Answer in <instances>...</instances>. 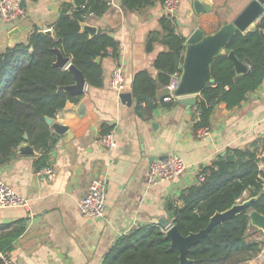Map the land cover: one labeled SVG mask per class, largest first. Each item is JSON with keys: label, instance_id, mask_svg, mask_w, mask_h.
<instances>
[{"label": "crops", "instance_id": "0c3cea01", "mask_svg": "<svg viewBox=\"0 0 264 264\" xmlns=\"http://www.w3.org/2000/svg\"><path fill=\"white\" fill-rule=\"evenodd\" d=\"M70 1L26 0L21 6L24 19L16 24L0 19V53L26 43L35 29L53 32L63 5ZM194 1L179 0L174 17L176 31L186 42L197 29L209 35L233 22L252 0H202L212 10L200 15L194 9ZM164 15L162 1L129 12L122 8L121 0H110V8L102 17L90 15L82 23L83 32L89 27L96 34L108 33L118 40L120 55L116 59L111 56L101 59L102 87L86 84L80 103H69L57 113L55 122L68 131L59 135L51 153L52 180L44 175L46 168L35 169L38 151L24 154L21 150L27 143L17 149L10 162L0 165L2 180L28 201L27 207L0 208V234L4 230L2 226L10 225L13 229L19 222L25 225L23 235L10 251L16 264H102L122 236L142 227H162L160 220L170 213L167 202L200 183L202 171L223 157L224 152L251 150L256 143L264 141V82L237 108L217 105L210 122V135L203 138L193 129L194 107L190 111L180 99L161 104L165 87L159 88L160 107L148 120L137 115L134 97L132 106L121 100L111 86L113 73L119 66L129 93L137 73L148 71L157 78L155 60L168 47L157 42L148 52L146 46L149 36L161 31ZM81 105L85 106L83 111ZM105 127L115 131L116 150H106L99 144ZM172 155L183 159L187 166L185 173L174 180L147 186L146 171L154 158ZM95 179L106 184L105 216L85 218L79 212V202ZM249 199L246 192L237 204ZM172 221L173 218L168 224L172 225ZM252 227L248 239L263 244L264 232ZM244 264H264V246L259 255Z\"/></svg>", "mask_w": 264, "mask_h": 264}, {"label": "trees", "instance_id": "16d2710c", "mask_svg": "<svg viewBox=\"0 0 264 264\" xmlns=\"http://www.w3.org/2000/svg\"><path fill=\"white\" fill-rule=\"evenodd\" d=\"M157 0H121L125 11L134 12L155 5ZM110 8V0H71L63 5L60 17L53 25V35L35 29L26 43L7 48L0 53V165L10 162L17 149L28 143L40 153L36 171L50 166L51 153L59 135L52 132L46 119H55L69 103L78 104L82 96L67 94L62 88L75 84L66 68L55 67L58 48L71 59L92 88L103 86L104 71L98 58H118L120 42L108 33L95 36L82 31V23L90 15L102 17ZM161 31L152 33L147 42L151 52L157 42L168 47L154 63L158 71L153 78L148 71L136 74L132 95L137 101L136 113L151 119L160 107L157 92L166 87L171 75L182 73L186 38L176 31L175 20L164 15ZM248 67L237 74L228 53ZM214 83L197 96L193 117L194 132L209 128L215 107L228 109L242 105L264 82V16L254 31L238 33L227 54L212 63ZM161 98V104L164 105ZM110 130L105 127L103 133ZM25 136L28 140H25ZM231 162L224 157L202 171L205 180L184 190L176 200L167 202L172 213V226L184 237L205 230L213 216L230 210L246 192L255 199L253 210L264 215V141L253 149L233 151ZM182 202V205L179 203ZM2 226L0 252L10 253L13 244L25 231L24 222L16 227ZM248 213L216 224L202 243L188 252L189 264H244L262 251L259 241L248 239L252 229ZM11 229V230H10ZM168 229L156 225L138 228L122 236L104 257L102 264H180V250L167 238ZM1 264V260H0Z\"/></svg>", "mask_w": 264, "mask_h": 264}, {"label": "water", "instance_id": "95a60500", "mask_svg": "<svg viewBox=\"0 0 264 264\" xmlns=\"http://www.w3.org/2000/svg\"><path fill=\"white\" fill-rule=\"evenodd\" d=\"M25 3L26 0H22L21 6H24ZM194 9L196 13L200 15L211 11L212 7L206 6L202 0H195ZM263 16L264 0H252L233 22L221 26L215 33L207 35L203 30L197 29L187 39L185 44L180 86L175 94L176 97L180 99L179 102L181 104L187 106L190 111L196 106L198 102L197 96L201 94L202 90L206 86L214 83L211 67L213 61L216 58L227 54L231 42L238 33L254 31L257 23ZM84 31L89 32L91 36L96 35V31L93 28L85 27ZM45 33L48 36L53 35L51 30H47ZM54 51L57 54V61L54 66L66 68L75 78V84L64 87L62 90L69 95L82 96L87 84L85 76L73 65L70 58L64 57L58 48H55ZM228 57L233 61L237 74H245L248 72V67L238 60L233 51L228 53ZM96 62L100 63L101 58H98ZM120 98L125 104L132 106L134 101L132 93H123L120 95ZM81 109L83 111L85 106L81 105ZM46 121L57 135H64L67 133L68 128L59 125L54 119L47 118ZM25 140H28L27 136H25ZM20 148L24 151V154L34 153V148L28 143L26 146H21ZM223 157H225L228 162L235 159L234 154H227L226 152H224ZM165 159L167 158H154V161ZM254 202L255 199H249L242 204L234 205L230 210L224 213H217L212 217L209 226L205 230H202L197 234H190L187 237L182 236L176 226L168 224V221L173 218L172 213H169L167 218H162L160 220V225L163 228L168 229L167 238L171 240V245L180 250V264H189L190 260L188 259V252L190 248L195 244L202 243L204 238L209 235V232L216 224H220L225 220L237 216L238 214L244 212L248 213L251 225L264 232V215L253 210Z\"/></svg>", "mask_w": 264, "mask_h": 264}, {"label": "built area", "instance_id": "2783aa9c", "mask_svg": "<svg viewBox=\"0 0 264 264\" xmlns=\"http://www.w3.org/2000/svg\"><path fill=\"white\" fill-rule=\"evenodd\" d=\"M165 15L174 19L179 10V0H162ZM22 0H0V19L7 24H16L25 18L24 10L21 7ZM181 73L171 75L169 83L166 85V95L163 99L164 103L177 101L176 91L180 86ZM112 88L119 94L126 93V78L121 66L116 68L111 80ZM195 110V107H194ZM197 120V119H196ZM195 120V121H196ZM114 130L103 133L99 137V144L106 150L113 151L118 148V143L114 135ZM199 138L210 135V129L205 128L197 133ZM187 166L183 159L178 155L169 156L165 160L153 161L146 171L145 182L149 187L155 186L160 182L174 180L183 175ZM44 175L52 180L54 171L52 167H48L43 171ZM205 180L203 174L199 178V182ZM28 201L17 194L10 188L1 178L0 172V208L11 207H27ZM106 211V184L100 180H93L88 187L85 196L79 202V212L85 218L98 219L105 216ZM1 264H16L8 252H0Z\"/></svg>", "mask_w": 264, "mask_h": 264}]
</instances>
